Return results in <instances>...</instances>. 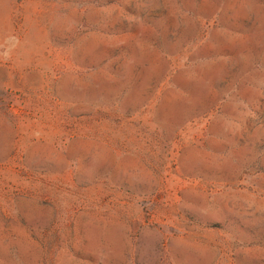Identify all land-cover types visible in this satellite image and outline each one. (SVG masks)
Here are the masks:
<instances>
[{"label":"rangeland","instance_id":"rangeland-1","mask_svg":"<svg viewBox=\"0 0 264 264\" xmlns=\"http://www.w3.org/2000/svg\"><path fill=\"white\" fill-rule=\"evenodd\" d=\"M0 264H264V0H0Z\"/></svg>","mask_w":264,"mask_h":264}]
</instances>
